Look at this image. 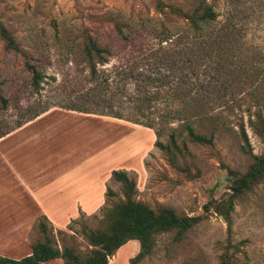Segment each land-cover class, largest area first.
Wrapping results in <instances>:
<instances>
[{"label":"rangeland","instance_id":"374dc122","mask_svg":"<svg viewBox=\"0 0 264 264\" xmlns=\"http://www.w3.org/2000/svg\"><path fill=\"white\" fill-rule=\"evenodd\" d=\"M156 1L0 0V23L20 50H9L0 40L5 101L0 139L57 110L79 118L75 123L56 111L50 118L62 126L72 123L65 129L70 145L62 148H69L67 158L84 150L93 162L108 160V174L95 173L101 177L93 186L97 209L77 207L75 218L61 228L42 215L28 216L21 243L0 244V254L28 253L30 244L41 240V218L54 247L86 254L91 247L80 230L103 229L104 211L124 199L110 177L117 166L134 183L132 201L151 210L202 216L178 241L172 231L155 235L150 253L138 264H264V177L233 201L228 225L211 208L203 210L229 192L227 172L243 173L250 163L240 125L250 153L264 154V0H158L181 14L209 6L215 19L197 23L194 30L169 9L158 11ZM87 40L107 52L101 53L104 62L93 59V73L81 53ZM22 54L39 74L37 87ZM183 124L210 136L211 143L189 141ZM172 130L180 149V154L173 151V164L155 146L156 141L166 145ZM75 133L85 135L84 141ZM4 222L1 208L0 227ZM137 251L138 244L135 249L128 241L107 263L128 264Z\"/></svg>","mask_w":264,"mask_h":264},{"label":"trees","instance_id":"16d2710c","mask_svg":"<svg viewBox=\"0 0 264 264\" xmlns=\"http://www.w3.org/2000/svg\"><path fill=\"white\" fill-rule=\"evenodd\" d=\"M155 7L158 11L163 8L169 9V14L182 16L187 28H197V23L208 24L212 22L216 14L209 6L196 8L190 14H181L172 6L165 5L160 1H156ZM174 16V15H173ZM0 40L3 42L5 48L20 52L18 46L11 38L8 31L0 23ZM107 53L97 47L94 41H86L81 51L83 57L89 65L91 73L94 72L93 59L104 62L101 53ZM24 67L31 73V82L33 87H37L39 74L34 67L29 64L27 56L22 54ZM0 103L5 104V101L0 97ZM79 112L87 113L86 110L76 109ZM90 113V112H88ZM105 116H110L116 119H122L120 115L114 113H98ZM33 115L32 118L36 117ZM31 118V119H32ZM170 118V117H168ZM125 120V119H124ZM133 124H138L136 120H127ZM252 126V124H251ZM146 128H151L149 125H144ZM183 130L189 141L198 144H210L211 137L206 138L194 134L192 128L187 124H183ZM170 132L168 136V143L166 145L160 142H155L157 146L171 161L174 163V152L180 154V149L175 144V135ZM240 137L246 146L244 152L249 155L250 163L243 173L227 172L230 180L229 192L225 198L219 202H213L203 206L206 212L211 208L217 215H219L224 222L229 224V215L232 211L233 201L249 191L253 186L257 185L264 177V154L255 156L250 153L247 144L246 136L240 125ZM184 150V146H182ZM111 178L120 184V190L124 197L122 201L111 205L110 209L104 211L103 224L101 230H90L82 228L80 233L86 240L91 249L84 255L76 253L72 247L62 246L60 249L53 246V238L47 228L44 218L37 223V229L41 235V240L30 244V254L18 260H12L0 257V264H41L50 260L59 259L60 264H107L108 259L113 253L127 241H137L138 251L129 259L128 264H138L145 256H147L154 243V236L164 232L172 231L174 233V241H178L180 237L189 230L192 226L201 221L202 216H183L176 214L170 208H159L151 210L145 205L134 202L131 196L134 193V183L129 179L123 171H112ZM221 264H230L228 260H224Z\"/></svg>","mask_w":264,"mask_h":264},{"label":"crops","instance_id":"0c3cea01","mask_svg":"<svg viewBox=\"0 0 264 264\" xmlns=\"http://www.w3.org/2000/svg\"><path fill=\"white\" fill-rule=\"evenodd\" d=\"M54 111L59 112L49 110L0 139V192L4 196L0 207L5 220L0 227V244L21 243L28 227V216L33 220L42 215L53 226L61 228L69 219L75 218L77 207L83 212L99 207L97 201H92L93 186L95 184L96 189L101 181L95 173L108 174L104 166L108 165V160L93 162L84 150L77 158H67L64 152L67 154L69 148L67 151L62 148L70 145V130L65 129L72 123L56 124L50 119L55 115ZM59 113L73 120L79 119L64 114L66 112ZM75 134L84 141L85 135ZM99 165L104 170H99ZM113 169L116 171L118 167L113 166ZM131 241L137 249V241ZM29 254L30 251L21 257L3 254L0 257L18 260ZM60 263L59 259H54L41 264Z\"/></svg>","mask_w":264,"mask_h":264}]
</instances>
